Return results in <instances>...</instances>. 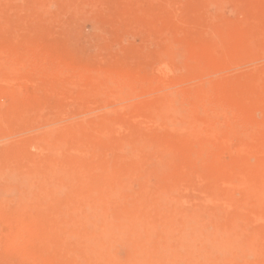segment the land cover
Segmentation results:
<instances>
[{"label":"rangeland","instance_id":"rangeland-1","mask_svg":"<svg viewBox=\"0 0 264 264\" xmlns=\"http://www.w3.org/2000/svg\"><path fill=\"white\" fill-rule=\"evenodd\" d=\"M190 218L238 255L187 264H264V0H0V264H132Z\"/></svg>","mask_w":264,"mask_h":264},{"label":"bare ground","instance_id":"bare-ground-1","mask_svg":"<svg viewBox=\"0 0 264 264\" xmlns=\"http://www.w3.org/2000/svg\"><path fill=\"white\" fill-rule=\"evenodd\" d=\"M89 209V211H90V208H88ZM87 210V209H86ZM96 210V209H95ZM93 211V210H92ZM97 211V210H96ZM86 212V211H85ZM84 212V213H85ZM94 212V211H93ZM99 212V211H98ZM83 213V214H84ZM89 212H87V214H88ZM90 213H92V212H90ZM89 213V214H90ZM87 214H85L84 215V218H86L88 215ZM87 215V216H86ZM94 215H95V218H96V216H97V212H94ZM93 216V215H92ZM98 216H100V215H98ZM193 216V215H192ZM189 217V216H188ZM193 217H195V216H193ZM100 219L102 218V217H99ZM186 218V217H185ZM192 218V217H191ZM190 218V219H191ZM197 218V217H196ZM79 219V218H78ZM83 219V218H82ZM182 219H184V218H182ZM84 220V219H83ZM98 220V219H97ZM197 219H191V220H187V222L184 224V222H183V226L181 227V229H180V227H178L179 228V230H178V232H179V236L181 237V239H182V243L180 244L179 242V240L177 241L180 245L178 246V244H177V246H178V248H176V250L175 249H173V248H170L169 246H167V245H165L163 242V246L161 247V249H159L158 251H156V253H152V255H148V254H145V253H143V252H139V250L140 249H138V257L134 260V262L132 263V264H146V262H148L149 260H151L150 262H152L153 264L155 263V264H187V263H193V262H197L198 261V258H199V256L200 255H202L203 253L204 254H207L208 255V257H209V255L211 256H213V253H214V251H215V248L216 247H213L214 246V243H215V241H218V240H220V238L217 240V239H215L216 238V236L214 235V234H217L216 232H215V230H214V232L212 233L213 235L211 236V235H209L208 236V234H209V230H208V233H206L205 232V230L206 229H204V231H203V233L202 234H204V232L207 234V236L205 237V238H203V237H201L200 236V231H202V229L204 228V227H202V229L200 230V225L198 224V222L196 221ZM88 221V220H87ZM99 221V220H98ZM104 221L105 220H103V223H104ZM186 221V220H185ZM84 222V221H83ZM88 222H90V220L88 221ZM106 222V221H105ZM127 222V221H126ZM97 223V222H96ZM110 223V222H109ZM84 224H85V222H84ZM101 224V223H100ZM108 224V223H107ZM124 224H125V222L123 223V224H117L116 226H114V225H105V223H104V227H102L101 225V227H102V229H100V230H97L96 231V228H94L93 227V230H92V232L94 233V234H92V237L90 236V235H88V238H89V236L91 237L90 239H91V245H92V250H93V253H94V255L96 256V257H98V258H100L101 259V262H102V258H106V257H109V254L110 255H112V253H110V251H111V246L110 245H108V243H107V245H105L104 243H106V242H108V239L110 238V237H112L113 238V235H115L116 234V236H117V238H118V235H120L121 236V231L123 230V228H125V226H124ZM86 225H91V224H86ZM180 225V224H179ZM97 226H99V225H97ZM149 226V224L147 225V226H145V228L146 227H148ZM202 226V225H201ZM210 226V225H209ZM211 226H213V225H211ZM101 227H99V228H101ZM145 228H144V230H145ZM95 229V230H94ZM164 230V229H163ZM89 231H91V230H89ZM132 231H134V230H132ZM173 231V230H172ZM175 231V230H174ZM213 231V230H212ZM138 232V230H136V233ZM149 232H151V231H149ZM149 232L147 233L146 231H145V233L144 234H148V239H147V237H146V239H144V240H142L141 239V245H144V243H145V245L146 244H148L149 242H150V235L152 236V234H153V232L151 233V234H149ZM169 231H167V233H168ZM176 232V231H175ZM163 233V232H162ZM177 233V232H176ZM171 234V233H170ZM206 234H204V235H206ZM210 234H211V231H210ZM135 236V239L133 240L132 239V237L133 236ZM164 235V234H163ZM115 236V237H116ZM141 236V230H140V234L138 235V233L135 235V231L133 232V233H131V241H133V243H134V241H137V240H140V237ZM172 236H173V234H172ZM176 236H177V234H176ZM168 237H169V234H168ZM234 237V236H233ZM159 238V237H158ZM165 239H166V237H164ZM235 239L237 238V237H234ZM233 238V239H234ZM174 239V238H173ZM180 239V238H179ZM222 239H224V238H222ZM232 239V238H231ZM231 239H230V241H231ZM83 240V239H82ZM119 240V239H118ZM148 240H149V242H148ZM158 240V239H157ZM83 241H85V240H83ZM112 241V240H111ZM124 242V240H122L121 239V242ZM167 242L168 241H171V239H168L167 238V240H166ZM176 241V240H175ZM233 241V240H232ZM231 241V242H232ZM239 241V240H238ZM86 242V241H85ZM100 242H102L103 243V245L104 246H101V245H98ZM146 242H148V243H146ZM166 242V243H167ZM234 242H237V241H234ZM234 242L232 243V244H234ZM87 243V242H86ZM98 243V244H97ZM115 243H116V241H115ZM140 243V242H139ZM219 243V242H218ZM239 243V242H238ZM114 244V243H113ZM155 244V243H154ZM158 244V243H157ZM220 245L218 246V249L216 248V251H219L218 253L219 254H215V255H217V257H219V259H217L218 261H220V257H221V259H223L222 257H224V256H227V254L228 253H231L232 255L230 256V257H233L234 255L235 256H237L238 254H234L233 255V253H237V252H235L234 250H233V248H232V251L230 252V250H231V248H230V244H228V243H219ZM240 244V243H239ZM239 244H237L238 246H240ZM85 245V244H84ZM89 245V244H88ZM112 245V244H111ZM133 245H135V243L133 244ZM150 245V244H149ZM159 245H161V243L159 244ZM236 245V244H235ZM235 245H233V246H235ZM90 246V245H89ZM118 246V245H117ZM121 246H122V244H121ZM135 246H137V245H135ZM148 246V245H147ZM158 246V245H157ZM118 247H120V246H118ZM133 247V246H132ZM138 247H140L141 248V246L139 245V246H137V248ZM144 248V247H143ZM143 248L141 249V250H143ZM145 248H147V247H145ZM148 248H149V246H148ZM155 248H157V247H155ZM160 248V247H159ZM214 248V249H213ZM136 249V248H135ZM150 249L151 248H149V251H150ZM234 251V252H233ZM137 252V251H136ZM88 253H89V251H88ZM150 253V252H149ZM186 254L188 257H189V260L188 261H186L185 259V257H183V255L184 254ZM89 254H91V252L89 253ZM203 254V255H204ZM136 255V254H135ZM202 255V256H203ZM242 255V254H241ZM240 255V256H241ZM85 256V255H84ZM91 257H92V255H90ZM114 256V255H113ZM206 256V255H205ZM205 256L203 257V258H205ZM239 256V257H240ZM87 257H89V256H87L86 255V258ZM242 257V256H241ZM90 258V257H89ZM114 258V257H113ZM113 258H112V262H113ZM129 258V257H128ZM132 258H133V256H132ZM88 259V258H87ZM206 259V258H205ZM115 260V259H114ZM231 260V259H230ZM98 261V260H97ZM129 261H131V260H129ZM210 261V260H209ZM224 261H225V263L227 264L228 263V261H227V259L225 260L224 259ZM227 261V262H226ZM115 262V261H114ZM114 262H113V264H114ZM132 262V261H131ZM203 262H205L204 260H203ZM202 262V263H203ZM213 262H216V261H213ZM222 262V261H221ZM231 262V261H230ZM233 262V261H232ZM104 263H106V262H104ZM108 263V262H107ZM106 263V264H107ZM121 263H123V262H121ZM125 263H127L126 261H125ZM109 264V263H108ZM110 264H112V263H110ZM124 264V263H123ZM128 264H131V263H128ZM213 264H215V263H213ZM217 264H218V262H217ZM223 264H224V262H223Z\"/></svg>","mask_w":264,"mask_h":264}]
</instances>
